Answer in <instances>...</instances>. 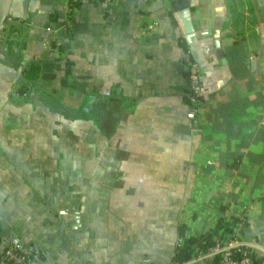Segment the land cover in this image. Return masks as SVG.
<instances>
[{
  "label": "crops",
  "instance_id": "0c3cea01",
  "mask_svg": "<svg viewBox=\"0 0 264 264\" xmlns=\"http://www.w3.org/2000/svg\"><path fill=\"white\" fill-rule=\"evenodd\" d=\"M219 217L264 255V0H0V249L169 264Z\"/></svg>",
  "mask_w": 264,
  "mask_h": 264
},
{
  "label": "built area",
  "instance_id": "2783aa9c",
  "mask_svg": "<svg viewBox=\"0 0 264 264\" xmlns=\"http://www.w3.org/2000/svg\"><path fill=\"white\" fill-rule=\"evenodd\" d=\"M71 1L75 3L80 0ZM184 60L187 63L190 94L198 100L202 90L198 62L190 55H186ZM193 115L194 111H191L190 116ZM60 212H65V210ZM239 226L238 224L234 225L229 232H219L214 236L213 244L204 249L196 247L187 262L190 264H251L253 256L256 255L260 257V264H264V255L257 254L248 242L240 238ZM215 255H218V258L213 262ZM42 256V250L37 243L23 245L9 242L0 249V264H42ZM170 264H177V262L173 261Z\"/></svg>",
  "mask_w": 264,
  "mask_h": 264
},
{
  "label": "trees",
  "instance_id": "16d2710c",
  "mask_svg": "<svg viewBox=\"0 0 264 264\" xmlns=\"http://www.w3.org/2000/svg\"><path fill=\"white\" fill-rule=\"evenodd\" d=\"M236 221L237 217H232L230 220H225L223 217H219L217 225L212 230L198 235L187 234L185 233L183 227L179 226V236L181 237V240L176 244L169 264L173 261L177 262V264H190L187 261L190 260L192 254L195 252L196 247H201L204 249L207 246L213 244L214 233L231 231ZM217 258L218 255H215L213 262H215ZM251 264H260V257L256 255L253 256Z\"/></svg>",
  "mask_w": 264,
  "mask_h": 264
},
{
  "label": "rangeland",
  "instance_id": "374dc122",
  "mask_svg": "<svg viewBox=\"0 0 264 264\" xmlns=\"http://www.w3.org/2000/svg\"><path fill=\"white\" fill-rule=\"evenodd\" d=\"M61 210H64V209H61ZM61 210H60V211H61Z\"/></svg>",
  "mask_w": 264,
  "mask_h": 264
}]
</instances>
